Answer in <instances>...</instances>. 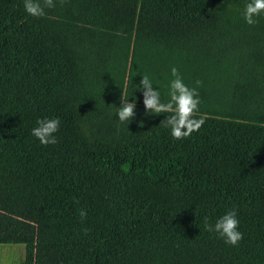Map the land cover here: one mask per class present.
<instances>
[{
  "label": "trees",
  "instance_id": "1",
  "mask_svg": "<svg viewBox=\"0 0 264 264\" xmlns=\"http://www.w3.org/2000/svg\"><path fill=\"white\" fill-rule=\"evenodd\" d=\"M0 0V244L22 264H264V13L249 0ZM205 124L176 140L145 114L171 68ZM121 97L136 115L121 123ZM59 117L58 143L31 135ZM199 118V115L197 116ZM85 209L82 220L79 210ZM235 209L243 239L205 230Z\"/></svg>",
  "mask_w": 264,
  "mask_h": 264
},
{
  "label": "clouds",
  "instance_id": "2",
  "mask_svg": "<svg viewBox=\"0 0 264 264\" xmlns=\"http://www.w3.org/2000/svg\"><path fill=\"white\" fill-rule=\"evenodd\" d=\"M25 12L33 17H43L46 15L45 9L56 7L54 0H23ZM67 0H60L61 6ZM264 13V0H249L244 9V20L254 26L258 23L257 17ZM173 79L169 83L167 102L161 99V93L158 88H154L153 80L147 74L142 75L137 90L142 91L143 105L145 114L161 113L168 114L163 119L164 127L170 128L171 136L176 140H182L190 137L194 132H198L205 124V118L199 114L198 87L201 81L197 80L196 87H188L175 66L171 68ZM136 98L132 102L121 97V105L118 108L117 115L121 123L129 122L136 115ZM199 115V118L197 116ZM37 126L31 129V135L39 140L43 146L55 145L58 143L56 133L60 129L61 120L56 118L38 119ZM79 216L82 220L87 218L85 209L79 210ZM238 212L235 209L228 210L224 215L216 220L215 224L208 222L205 217V230L219 235L224 242L230 246H238L243 239V233L240 232V221L237 218Z\"/></svg>",
  "mask_w": 264,
  "mask_h": 264
},
{
  "label": "rangeland",
  "instance_id": "3",
  "mask_svg": "<svg viewBox=\"0 0 264 264\" xmlns=\"http://www.w3.org/2000/svg\"><path fill=\"white\" fill-rule=\"evenodd\" d=\"M19 254V256H18ZM23 246H0V264H22Z\"/></svg>",
  "mask_w": 264,
  "mask_h": 264
},
{
  "label": "crops",
  "instance_id": "4",
  "mask_svg": "<svg viewBox=\"0 0 264 264\" xmlns=\"http://www.w3.org/2000/svg\"><path fill=\"white\" fill-rule=\"evenodd\" d=\"M2 244H0V246H1ZM4 246H12V245H4ZM18 256H19V254H18ZM11 264V263H10Z\"/></svg>",
  "mask_w": 264,
  "mask_h": 264
}]
</instances>
